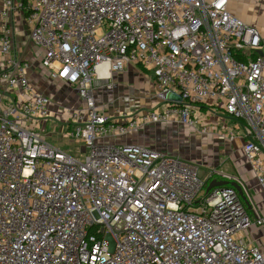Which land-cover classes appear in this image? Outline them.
I'll return each mask as SVG.
<instances>
[{"label":"built area","instance_id":"built-area-1","mask_svg":"<svg viewBox=\"0 0 264 264\" xmlns=\"http://www.w3.org/2000/svg\"><path fill=\"white\" fill-rule=\"evenodd\" d=\"M17 14L49 78L83 102L67 116L84 160L40 132L51 100L13 54ZM263 49L229 0H0V264H264L245 237L264 216L253 221L235 187L206 191L179 156L104 143L145 125L194 127L209 102L240 122L264 190ZM131 65L153 73L163 105L102 112L94 88Z\"/></svg>","mask_w":264,"mask_h":264},{"label":"crops","instance_id":"crops-1","mask_svg":"<svg viewBox=\"0 0 264 264\" xmlns=\"http://www.w3.org/2000/svg\"><path fill=\"white\" fill-rule=\"evenodd\" d=\"M255 2L258 3L259 5H262V7H257V8L251 7L253 6L252 3ZM255 2L251 0H229V10L233 14L240 17L248 25L256 28L259 31L260 36L264 43V7H263L264 0L263 2L260 0L259 2L255 0ZM14 21H15V35H14V43H13L14 45L12 51L13 54H18L19 56L26 58L31 63V70L29 72L30 82L38 89L39 92L44 93L46 95L51 93V90L47 88V84L50 81L57 85H59L60 83L68 85L65 82L60 81L58 79L49 78L48 70L43 68L41 64L42 63L41 49L32 47L29 44V29L24 23L23 18L21 17L20 14H17L14 17ZM260 54H264V49L260 51ZM39 63L41 67L39 66ZM35 65H37L38 71L34 70L33 66ZM3 66H4V60L0 54V71L3 69ZM136 68L137 65H131L123 73L114 74L112 78V83H113L112 88L108 89L105 86H103L108 91L112 92L113 90H115L113 92L115 94L113 95L116 96V94H118L119 100L126 99L130 101L129 104L131 106L125 108L131 110L135 109V106L137 105L135 99L136 97H138V94L140 93L138 91L139 87L135 85L136 80H132L133 78H135L137 74H139L138 72H136ZM152 79H154L155 81L154 75ZM54 90L56 89L54 88L52 91ZM150 90H151L150 91L151 96H154V98L156 99L157 97H156V92H155L156 89L154 82L150 86ZM3 93H4L3 91H0V101L6 103L7 99L5 98V95ZM106 98L108 101L105 100V102L111 103L115 100V98L114 99H109L108 97ZM143 101L145 102V104L148 103L146 99H144ZM96 102L99 108H101V111L104 112L102 110L101 105L99 104L101 103V100L100 101L97 100L96 97ZM51 105H50V110L52 111ZM144 110L145 109H141L140 111H144ZM220 110L221 109H219L216 106H213L209 102L200 104L195 110L196 119L198 120L197 123L199 124L200 122L205 127L217 129V131L209 130L205 132H197L195 133L196 134L195 136L193 137L189 136V139L192 140L193 146L196 149L193 150H195V152L197 151L198 154L205 151L204 144L206 140L210 142L213 141L214 143H218L220 147L218 148V150H220L221 154H223L222 157L224 159H227L228 162L232 165L231 166L232 168L229 166L227 172L219 173L218 169L207 168L206 171H203L200 166L196 165L195 163L192 164L199 167V175L201 176V179L207 183H211L212 181H228L239 185V187H241L244 196V198H242V196L240 195L241 199L246 207L248 215L254 221L256 220L257 217L264 216V190L260 186L254 171L251 169L249 161L244 156L243 145L245 142V138L242 135V127L240 125V122L228 116L224 112L222 113L223 115L220 114L221 113ZM135 111L137 110L135 109ZM164 124L172 125L173 126L172 128L174 130L176 129L181 131V129L188 128L187 126L178 125L174 123H159L155 126L151 125V127H158V126L160 127L161 125ZM180 158L183 160L182 157ZM187 163L191 164V162H187ZM245 237H247L246 239L250 241L251 244L259 247L264 252L263 227L254 224L251 225L247 229V232L245 233Z\"/></svg>","mask_w":264,"mask_h":264},{"label":"rangeland","instance_id":"rangeland-1","mask_svg":"<svg viewBox=\"0 0 264 264\" xmlns=\"http://www.w3.org/2000/svg\"><path fill=\"white\" fill-rule=\"evenodd\" d=\"M251 1L255 2V0ZM256 1L259 2V0ZM260 1L263 2V0ZM252 4L253 6L251 7L253 8L262 7V5H259L256 2ZM39 66L41 67L40 63ZM33 67L35 71H38L37 65ZM136 72H138L139 74H137L132 80H136L135 85L139 87L138 91L140 93L135 99V102H137L135 109L137 111H140L141 109L146 110L151 109L155 106H162L163 101L161 100V98L157 96V98L155 99L154 96H151L150 86L154 82V79H152L153 74L148 69H144L138 65L136 68ZM47 88L51 90V93H49L48 96L52 104V111L50 110L52 118H48L41 123L40 132L44 136H46V139L50 144L58 147L63 152L72 155L76 159L84 160L85 156L88 154V149H86V146L80 139L71 138L69 134L70 131H68V129L71 128L72 131H76L77 126L72 124L67 116V110L69 108L76 109L82 107L83 102L79 98L80 96L72 87L62 83L57 85L50 81L47 84ZM54 88L56 90L52 91ZM104 88L105 87H103V85L96 86L94 88L93 94L95 96V99L97 97V100H101V103L99 104L101 105L102 110L105 113L117 116L121 113L137 112L135 111V109L131 110L125 108L131 106L129 104L130 101L126 99L119 100L118 94H116V96L113 95L115 94L113 93L115 90L111 92ZM0 91H3L2 88H0ZM169 96L170 94L167 95V98H169ZM106 97H108L109 99L115 98V100L111 103L105 102V100H107ZM144 99L147 100V104H145V102L143 101ZM220 111V114L224 112L223 110ZM197 122L198 120L196 121L194 127L181 129V131L176 129L174 130L172 128L173 126L169 124H164L160 127H151V125H145L123 136H109L104 140V143L112 145H143L149 149L160 151L168 155L177 154L175 156L182 157L184 161L191 162V164L195 163L196 165L200 166L203 171H206L207 168H215L219 170V173L227 172L229 166L231 167L232 165L228 162L227 159H224L222 157L223 154H221L220 150H218V148H220L218 143L206 140L204 144L205 151L201 152L202 154H198L197 151L195 152L196 149L193 146L192 140L189 139V136L193 137L197 132H205L209 130L217 131V129L205 127L200 122L199 124ZM64 128L65 130H63Z\"/></svg>","mask_w":264,"mask_h":264},{"label":"water","instance_id":"water-1","mask_svg":"<svg viewBox=\"0 0 264 264\" xmlns=\"http://www.w3.org/2000/svg\"><path fill=\"white\" fill-rule=\"evenodd\" d=\"M222 185H231L233 187L236 188V190L240 193V195L242 196V198H244L241 187H239V185H237L236 183H232V182H228V181H212L206 191L211 190L213 187H217V186H222Z\"/></svg>","mask_w":264,"mask_h":264},{"label":"trees","instance_id":"trees-1","mask_svg":"<svg viewBox=\"0 0 264 264\" xmlns=\"http://www.w3.org/2000/svg\"><path fill=\"white\" fill-rule=\"evenodd\" d=\"M208 185H209V183L207 184V186H206V187H208Z\"/></svg>","mask_w":264,"mask_h":264},{"label":"bare ground","instance_id":"bare-ground-1","mask_svg":"<svg viewBox=\"0 0 264 264\" xmlns=\"http://www.w3.org/2000/svg\"><path fill=\"white\" fill-rule=\"evenodd\" d=\"M103 69V68H102Z\"/></svg>","mask_w":264,"mask_h":264}]
</instances>
